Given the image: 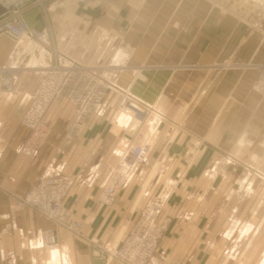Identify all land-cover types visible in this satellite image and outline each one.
I'll return each mask as SVG.
<instances>
[{
    "label": "crops",
    "instance_id": "0c3cea01",
    "mask_svg": "<svg viewBox=\"0 0 264 264\" xmlns=\"http://www.w3.org/2000/svg\"><path fill=\"white\" fill-rule=\"evenodd\" d=\"M0 4L6 9L0 17L36 6L32 20L37 31L44 29L45 11L55 45L76 59L95 63L115 50L120 62L143 67L139 76L122 74L121 85H130L143 98L157 94L158 112L182 123L173 138H168V123L150 131L154 144L146 163L118 191L114 203L103 207L97 202L100 185L134 129H127L125 122L119 129L118 118L112 120L105 111L88 118L68 140L74 113L69 104L55 102L47 111L50 131L37 155L18 153L27 136L19 119L39 68L51 63V54L36 40L15 43L0 35V67L18 69L12 91L0 89V229L12 226L11 235L1 242L0 264H91V250L98 249L61 228L55 229L58 248L43 249L42 232L51 224L15 204L16 197L52 168L72 180L63 201L67 218L85 221V234L105 238L109 247L124 238L146 202L160 197L158 220L168 218L170 223L148 264H264V207L259 205L264 194L246 181L243 169L248 165L264 173V97L251 88L257 73L228 71L191 105L203 73L169 69L211 63L232 53L243 62H264V37L246 36L238 24L244 15L224 11L210 0ZM122 114L130 118V113ZM104 264L118 262L106 259Z\"/></svg>",
    "mask_w": 264,
    "mask_h": 264
},
{
    "label": "built area",
    "instance_id": "2783aa9c",
    "mask_svg": "<svg viewBox=\"0 0 264 264\" xmlns=\"http://www.w3.org/2000/svg\"><path fill=\"white\" fill-rule=\"evenodd\" d=\"M30 9V7L18 9L1 16L0 35L9 36L15 43L31 39L41 41L44 34L37 30L29 31L22 21V15ZM48 50L51 54V63L39 68L38 79L30 94L29 103L19 119L20 124L27 130V136L18 153L29 157L37 155L48 137L50 130L45 117L52 103L66 101L72 105L75 114L65 136L71 140L87 117L101 113V101L106 91L116 90V83H103L107 78L106 72L101 74L97 69H84L76 63L65 62L56 51L49 48ZM256 67L258 77L254 86L255 92L264 96V62H260ZM17 70L11 66L0 67V89L3 92L12 91ZM121 96L118 110L131 111L132 118L141 124L145 118L144 110L136 105L135 100L127 92ZM131 139L125 138L127 149L121 151L117 165L110 170L100 185L97 202L103 207H110L114 203L118 191L128 186L139 166L147 159L149 147L146 144L133 146ZM71 187L72 180L62 175L59 169L52 168L46 171L22 197L15 198L16 206L34 210L55 227L47 228L42 233L41 247L47 251L56 250L59 246L54 231L56 228H61L73 236L82 237L80 232L83 228L82 223L68 220L63 207L64 198ZM162 207V198L148 201L121 243L115 248L104 250L105 258L110 257L118 264H148L170 223L168 218L161 222L158 220ZM11 233L10 224L0 229V252L2 240Z\"/></svg>",
    "mask_w": 264,
    "mask_h": 264
},
{
    "label": "rangeland",
    "instance_id": "374dc122",
    "mask_svg": "<svg viewBox=\"0 0 264 264\" xmlns=\"http://www.w3.org/2000/svg\"><path fill=\"white\" fill-rule=\"evenodd\" d=\"M210 1H212L214 4H216L218 6H222L224 11H228V12L236 14V15H239V14L244 15V21L242 23L239 22L238 24L241 25L242 28L246 29V36L248 34H249V36L255 35L258 39H262L264 37V0H210ZM40 6L43 8L44 7L43 3H41ZM44 19H45V26H44V29L42 31H40L44 34V37L41 41H38L41 45L47 46V48H49L51 51L52 50L56 51L58 54H60L62 56V58L64 59L65 62L76 63L79 67H82L84 69H93L94 68V69H97V71L101 74L106 72L107 78H105V80H106L105 82L102 81L103 83H105V84L116 83V90L109 89L106 91L105 96L103 97V100L101 101V106H100L101 113L90 115L83 122H85L91 116L102 115V113H104L105 111L111 112L112 120L114 119V121H115L116 118H118V122L116 123V126H118L119 129L122 126L123 122H125L124 125L126 126L127 129H129V130L134 129L135 133L131 137L132 138L131 139V145L140 146L141 144H146L149 147L148 156L151 152L152 145L154 144V134L153 133L151 134V132L153 130L156 131L159 127H163L164 125H166L165 123H168L166 125L168 131H170L168 138H170V137L173 138V137L178 136V132L182 128V123L181 122L176 123V122L170 121V120L166 119L161 113L158 112L157 105H156L157 94H152V95L148 96L147 98H143V97H140L139 95H137L133 91L132 87H130V85L129 86L121 85L120 77L122 74L128 73L131 76H136V75L139 76V74L144 69L143 67H141V66H134L133 67V66H129L127 64L120 62L119 56L116 55L115 50H113V53L111 55L102 59V61L95 62V63H88L87 61H82V60L76 59V58L68 55L67 53L59 50L58 47L55 45L54 40L52 38L51 23H50L49 18L47 17V13H45V11H44ZM257 64H259V63L240 61L239 59H236L234 53H232V54L224 57L221 60L214 61L211 63H204V64L193 63V64H187V65H177L176 67H173V66L169 67V69L170 70L185 69V70H190V71H201L203 73L202 80L200 81V84L198 85V87L196 89V93H195L193 100L191 101V105H195L200 100L201 96L204 95V93L208 89L212 88L217 83L218 79H220V77L228 71L245 72L249 69L255 70L257 74H256V77H255L254 82L252 83V87H251L252 91L255 92L254 86H255V82H256L257 77H258V70L256 67ZM125 92H127L135 100L134 102L136 103V105L140 109L144 110L145 118L141 124H139L136 120H134L132 118L131 111H129V110L125 111V112L130 113L129 114L130 118L127 115L126 116L128 118H126L123 116L125 114H122L123 111L118 110L120 98L122 97L121 95ZM260 96L264 97L263 95H260ZM55 102H62V103L69 104L73 113H74L72 105L69 102H66V101H55ZM121 115H122V117L119 118V116H121ZM146 129H148V131H149L148 133L146 132L147 131ZM119 137L122 138L121 135ZM136 139L137 140L142 139V141H140V143L139 142L135 143ZM126 141L127 140H123L121 143L122 146L120 147V149L123 151L125 149H127L126 148L127 147ZM161 160H163V157L160 158V161ZM118 161H119V159H118ZM146 161H147V159H146ZM146 161H145V163H146ZM164 161L165 162L163 163V165H166L168 162V158L167 157L164 158ZM142 165L139 166L135 176L140 172V168ZM243 169H244V174H245L246 178H249L248 180L246 179V181H248L252 186H254L255 190H258V191L262 192V194H264V173H261L256 168L250 167L248 165H244ZM246 187H248V185H246ZM155 198H160V197H155ZM155 198H153V199H155ZM153 199H151V200H153ZM151 200H149V201H151ZM259 205L261 207H264V197L262 198ZM63 207H64V202H63ZM64 210H65V207H64ZM141 210H140V212H141ZM68 220H70V219H68ZM79 222H81L83 227H84V224L86 222L85 221H79ZM50 224L52 227H49V228H55L52 223H50ZM80 232H81L82 237H80V236L78 237L75 235L76 238H79V239H82V240L88 242L89 244L95 246L97 249L101 250L103 253H105L104 250H106V249L109 250V249L116 247L114 245L110 246V247L107 246L108 242L105 238L104 239L103 238L98 239L96 237H92L88 234H85L83 228H82V231H80ZM121 241L119 242V244L121 243ZM260 263L261 262H259L257 264H260Z\"/></svg>",
    "mask_w": 264,
    "mask_h": 264
},
{
    "label": "water",
    "instance_id": "95a60500",
    "mask_svg": "<svg viewBox=\"0 0 264 264\" xmlns=\"http://www.w3.org/2000/svg\"><path fill=\"white\" fill-rule=\"evenodd\" d=\"M6 12V9L0 4V15L4 14ZM38 13V8L35 6L33 8H31L30 10H28L27 12H25L22 15V21L24 22L25 26L27 27V29L29 31L34 30L33 29V17ZM91 264H104V258L102 257L100 251L98 250H91Z\"/></svg>",
    "mask_w": 264,
    "mask_h": 264
},
{
    "label": "bare ground",
    "instance_id": "6f19581e",
    "mask_svg": "<svg viewBox=\"0 0 264 264\" xmlns=\"http://www.w3.org/2000/svg\"><path fill=\"white\" fill-rule=\"evenodd\" d=\"M39 3V2H38ZM133 110H134V108H132ZM99 250V249H98ZM53 251H55V250H53ZM52 251V252H53ZM100 251V253H101V255H102V257L104 258V260H106V259H110V257H108V258H105V256H104V253L101 251V250H99ZM51 252V251H50Z\"/></svg>",
    "mask_w": 264,
    "mask_h": 264
}]
</instances>
